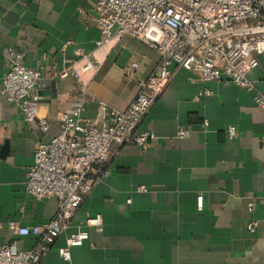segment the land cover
<instances>
[{"label": "crops", "instance_id": "obj_1", "mask_svg": "<svg viewBox=\"0 0 264 264\" xmlns=\"http://www.w3.org/2000/svg\"><path fill=\"white\" fill-rule=\"evenodd\" d=\"M96 2L0 0V91L8 70L5 51H24L25 66H42L38 117L48 125L43 133L24 121L0 94V247L30 250L35 238L19 236L9 224L43 227L56 213V199L26 193L25 181L38 145L59 134L61 114L100 127L106 121L99 102L123 111L135 98L129 65L139 63L140 80L157 65V54L129 36H114L100 46ZM67 41L72 44L62 50ZM81 54L91 55L97 65L86 77L85 102L72 75L54 76ZM257 61L247 78L264 96V54ZM202 90L211 95H199ZM252 96L176 70L140 125L154 139L144 149L111 146L108 176L81 203L56 247L91 217H101L102 231L85 227L89 238L71 249L69 261L51 248L39 264H264V111ZM229 126L236 130L231 140ZM179 130L187 135L177 137ZM139 186L147 191L134 193Z\"/></svg>", "mask_w": 264, "mask_h": 264}, {"label": "built area", "instance_id": "obj_2", "mask_svg": "<svg viewBox=\"0 0 264 264\" xmlns=\"http://www.w3.org/2000/svg\"><path fill=\"white\" fill-rule=\"evenodd\" d=\"M94 22L103 38L101 47L114 36H129L157 54V65L143 80L135 76L139 63L129 65L127 75L137 86L135 98L123 111L99 102L106 121L100 127L94 121L61 114L59 134L38 145L25 181L26 193L56 199V213L43 227H17L10 223L9 228L19 236L34 237L35 244L24 251H13L7 245L0 247V264H39L51 248L57 249L63 261H69L71 249L88 240L86 228L102 231L101 217H91L85 226L65 235L62 247H56L81 203L108 176L111 146L118 143L144 149L154 139L140 125L176 70L195 74L202 82L216 81L251 91L253 104L264 111V96L254 91L247 78L258 65L257 57L264 54V0H97ZM70 44L67 41L61 49ZM25 57L24 51H5L8 70L0 94L24 121L36 123L46 133L47 121L38 117L42 66H25ZM96 69L91 55L81 54L78 61L59 69L54 76L64 79L72 75L81 89V101L85 102L86 77ZM199 95L211 93L202 90ZM186 135L185 130L177 133L179 138ZM226 135L230 140L235 138V128L227 127ZM146 191L142 186L133 190ZM196 206L201 209V196L196 198ZM251 209L249 205L248 210ZM253 226L249 224V230Z\"/></svg>", "mask_w": 264, "mask_h": 264}]
</instances>
